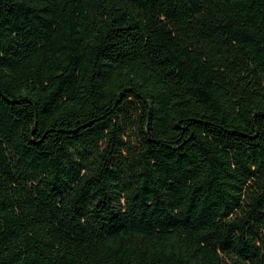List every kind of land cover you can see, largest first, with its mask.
<instances>
[{
  "label": "trees",
  "instance_id": "trees-1",
  "mask_svg": "<svg viewBox=\"0 0 264 264\" xmlns=\"http://www.w3.org/2000/svg\"><path fill=\"white\" fill-rule=\"evenodd\" d=\"M0 264H264V0H0Z\"/></svg>",
  "mask_w": 264,
  "mask_h": 264
}]
</instances>
